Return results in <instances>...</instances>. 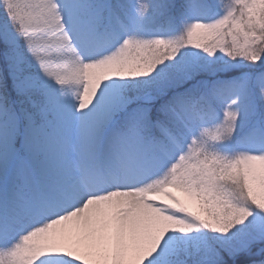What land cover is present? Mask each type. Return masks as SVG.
Returning <instances> with one entry per match:
<instances>
[{"label":"snow or ice","instance_id":"6c2138e0","mask_svg":"<svg viewBox=\"0 0 264 264\" xmlns=\"http://www.w3.org/2000/svg\"><path fill=\"white\" fill-rule=\"evenodd\" d=\"M0 264H264V0H0Z\"/></svg>","mask_w":264,"mask_h":264}]
</instances>
